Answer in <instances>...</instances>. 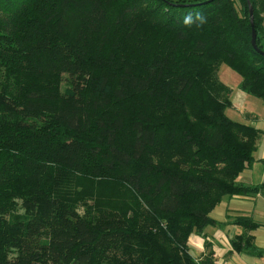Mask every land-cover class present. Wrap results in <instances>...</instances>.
I'll use <instances>...</instances> for the list:
<instances>
[{
	"label": "trees",
	"instance_id": "1",
	"mask_svg": "<svg viewBox=\"0 0 264 264\" xmlns=\"http://www.w3.org/2000/svg\"><path fill=\"white\" fill-rule=\"evenodd\" d=\"M252 30L248 0H0V264H214L191 234L262 188L239 182L261 131L219 77L264 100Z\"/></svg>",
	"mask_w": 264,
	"mask_h": 264
},
{
	"label": "crops",
	"instance_id": "2",
	"mask_svg": "<svg viewBox=\"0 0 264 264\" xmlns=\"http://www.w3.org/2000/svg\"><path fill=\"white\" fill-rule=\"evenodd\" d=\"M249 113V112H248ZM258 113L246 114V121L261 131V137L254 153L255 161L241 172L239 182L262 186L248 195L235 194L225 197L211 211L210 216L217 221L205 228L202 235L193 233L189 238L190 251L196 258L203 259L212 252L214 264H264V116ZM248 117V118H247ZM239 216L252 218L258 225L249 233L254 236L257 252L238 251L233 246V238L245 228L236 223Z\"/></svg>",
	"mask_w": 264,
	"mask_h": 264
},
{
	"label": "rangeland",
	"instance_id": "3",
	"mask_svg": "<svg viewBox=\"0 0 264 264\" xmlns=\"http://www.w3.org/2000/svg\"><path fill=\"white\" fill-rule=\"evenodd\" d=\"M219 77L224 83H226L231 88L230 96H231V100L233 104L231 107L227 109V114L231 118L237 121L247 122L245 119L246 114H249L252 112V113H258L260 116H262L261 110L264 116V100L245 93L239 87L241 77L238 73H236L226 64H223L219 69ZM101 187H103V185H101ZM81 192L79 191L74 192L73 197L78 196L79 199L82 198V201L90 202V199H88L89 196L82 194ZM118 202L120 203V201ZM119 203H117V205ZM196 260L199 261L200 258H196Z\"/></svg>",
	"mask_w": 264,
	"mask_h": 264
},
{
	"label": "water",
	"instance_id": "4",
	"mask_svg": "<svg viewBox=\"0 0 264 264\" xmlns=\"http://www.w3.org/2000/svg\"><path fill=\"white\" fill-rule=\"evenodd\" d=\"M248 3H249V11H250L251 21H252V26H253L251 43L254 49L264 56V50L261 49L257 44V32L254 27V8L250 0H248Z\"/></svg>",
	"mask_w": 264,
	"mask_h": 264
}]
</instances>
